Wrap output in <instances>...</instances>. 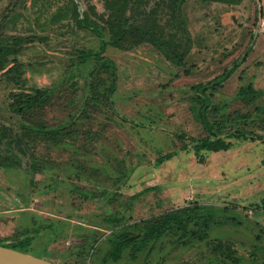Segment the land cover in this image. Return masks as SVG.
Wrapping results in <instances>:
<instances>
[{
	"label": "rangeland",
	"instance_id": "rangeland-1",
	"mask_svg": "<svg viewBox=\"0 0 264 264\" xmlns=\"http://www.w3.org/2000/svg\"><path fill=\"white\" fill-rule=\"evenodd\" d=\"M143 1L136 16L154 12L175 33L170 0ZM180 13L177 63L148 41L112 44L107 0H0V37L18 49L0 71V242L25 238L26 252L56 264H264V0H187ZM37 88L51 89L44 108L16 114L14 94ZM204 95L222 136L243 127L263 138L196 152ZM25 125L34 139L20 140ZM195 203L228 206L241 222L220 217L203 238L194 223L139 236L111 257L121 234Z\"/></svg>",
	"mask_w": 264,
	"mask_h": 264
},
{
	"label": "trees",
	"instance_id": "trees-1",
	"mask_svg": "<svg viewBox=\"0 0 264 264\" xmlns=\"http://www.w3.org/2000/svg\"><path fill=\"white\" fill-rule=\"evenodd\" d=\"M187 0H170L167 3V7L171 10V21L174 23L173 28L177 30L173 34H166L160 23H157V17H151V14L154 12H145L143 17H137L136 14L139 13V10L144 3L143 0H107V8L109 11V19L107 20L108 26L112 33L113 41L115 46L125 47L128 43H139L142 41H148L155 44L159 49L166 53L169 58L177 63H182L184 61L183 52H181L180 46L182 42L176 34L178 31L183 30L178 22L182 20L180 9L181 6ZM213 1H222L230 4H238L242 0H213ZM158 13V11L156 10ZM74 16L77 19V23L84 28H88L96 32L99 36L103 37L102 31L100 30L99 23L91 18L86 16ZM140 21L138 22L137 20ZM177 25H176V22ZM183 21V20H182ZM184 22V21H183ZM162 28V29H160ZM108 42L105 40L102 42L103 49L106 48ZM18 52V49L10 45L3 36L0 37V71L6 68L7 61L9 56L13 53ZM98 54L94 55L97 56ZM90 56H93L89 51H83L81 60L85 61ZM100 59V58H99ZM103 60V59H102ZM99 62V61H97ZM113 74V73H112ZM113 81V80H112ZM220 83H215L213 89H217L220 86ZM206 84H198L193 86L197 90H201L203 94L207 91L209 87ZM116 83L113 81L109 88V94L105 97V100L112 104V93L115 91ZM252 90V89H251ZM51 89L46 88H37L33 92H22L14 94V100L12 102V109L14 112L19 115H26L31 113V111L39 110L44 108V105L49 101ZM243 93L245 90L242 91ZM209 97L204 95L200 97V102H202L200 116L201 120L206 127L207 134L203 137H192L194 149L196 152H201L203 150L207 151H221L228 150L233 145V138L242 139V140H258L262 139L263 136L255 134L246 130L243 127H231L226 133L225 136H222L224 123L221 121H216L211 123L207 117L206 108L208 107ZM65 134H70L71 130L67 129L64 126L62 129ZM41 130H36L34 134H39ZM32 127L25 125L23 133L20 135V140L25 141L32 137ZM175 152H169L158 157L159 162H163L166 159L174 156ZM13 162H3V166L12 165ZM230 212V207H217V206H208L205 204L195 203L193 206H186L177 210L167 211L159 219L154 218L145 223L144 228L140 233H123L119 236L118 241L114 244L113 250L111 251V257L117 259L122 256V253L126 248L133 244L136 237L141 236L142 241H150L153 239H158L163 236L167 231L171 229H186L187 226L191 223H194L195 231L194 235L199 238H203L207 235L213 224H218L223 221L219 219L220 217L224 218V221H230L234 224H239L241 221L239 217H235L234 214L230 216H225V213ZM223 213V214H221ZM25 238H22L20 241L12 244H7L6 242H0L8 247L17 248L23 251L26 244ZM135 246V245H134ZM219 246L225 250L230 251V246L226 244L219 243Z\"/></svg>",
	"mask_w": 264,
	"mask_h": 264
},
{
	"label": "water",
	"instance_id": "water-1",
	"mask_svg": "<svg viewBox=\"0 0 264 264\" xmlns=\"http://www.w3.org/2000/svg\"><path fill=\"white\" fill-rule=\"evenodd\" d=\"M0 264H56L48 258L41 257L17 248L0 244Z\"/></svg>",
	"mask_w": 264,
	"mask_h": 264
},
{
	"label": "built area",
	"instance_id": "built-area-1",
	"mask_svg": "<svg viewBox=\"0 0 264 264\" xmlns=\"http://www.w3.org/2000/svg\"><path fill=\"white\" fill-rule=\"evenodd\" d=\"M262 26L264 27V19H263V21H262Z\"/></svg>",
	"mask_w": 264,
	"mask_h": 264
}]
</instances>
